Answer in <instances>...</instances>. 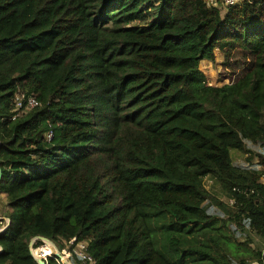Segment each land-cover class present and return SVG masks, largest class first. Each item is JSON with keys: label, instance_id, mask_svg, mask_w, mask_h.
I'll list each match as a JSON object with an SVG mask.
<instances>
[{"label": "trees", "instance_id": "obj_1", "mask_svg": "<svg viewBox=\"0 0 264 264\" xmlns=\"http://www.w3.org/2000/svg\"><path fill=\"white\" fill-rule=\"evenodd\" d=\"M215 51L219 87L200 70ZM18 90L41 106L12 120ZM248 143L264 146V0L223 16L203 0H0V264H37V237L88 242L95 264H226L215 210L264 237V155L230 153Z\"/></svg>", "mask_w": 264, "mask_h": 264}, {"label": "rangeland", "instance_id": "obj_2", "mask_svg": "<svg viewBox=\"0 0 264 264\" xmlns=\"http://www.w3.org/2000/svg\"><path fill=\"white\" fill-rule=\"evenodd\" d=\"M134 24H139V22H134L133 25ZM247 62L248 61H246L245 58L236 56L234 59L229 60L228 67L231 69H236L239 71V73H241L246 67ZM224 63V56L219 51H215L214 61H206L201 63L200 70L203 72L210 85L219 87L223 84L232 82V80H219L218 72H221L222 69L224 70V68H226L223 66ZM248 149L250 152L246 155L230 151L232 161L235 165L242 167H253L256 165L255 161H258L257 155H264V150H262V152L258 151L257 145L255 144L248 143ZM204 186L207 191H209L213 196L217 197L220 201H222V203L229 205L230 200L223 194L216 181L211 178H207L204 180ZM4 207L5 206L3 204L0 205V215L6 213ZM215 215L217 217L216 227L220 229L219 234L221 237H223L220 241V248L218 250L216 249L218 253H220V257H222L219 262H224L226 264H252L255 262L256 259L254 258V253L261 252L264 249V237H260L255 234L252 230L246 227L242 221L232 223L235 226L233 230L231 229V226L226 227L223 224V220L227 219L229 215H227L225 211L215 210ZM7 224L8 221L4 225L5 229ZM50 244L52 247L48 243V249L53 248L59 252L65 247V244L62 248H59V246L54 243L50 242ZM44 245L45 244H43V246ZM33 254L35 255L34 251Z\"/></svg>", "mask_w": 264, "mask_h": 264}, {"label": "built area", "instance_id": "obj_3", "mask_svg": "<svg viewBox=\"0 0 264 264\" xmlns=\"http://www.w3.org/2000/svg\"><path fill=\"white\" fill-rule=\"evenodd\" d=\"M207 8L217 9L223 16L227 9L242 3L244 0H203ZM41 103L33 96L18 90L15 92L12 102H11V119L21 118L31 111L39 108ZM47 139H51V133L47 135ZM5 229V226L0 228V233ZM43 243V242H42ZM44 246L47 245V243ZM43 244L36 249L44 248ZM65 247L60 252L56 249H49V254L40 258H36L33 255V248L30 251L35 260H42L46 263L48 258L56 259L58 264H72L71 259L75 257L81 261L82 264H95L93 258L88 254V242H77L75 238L71 239L69 242L64 243ZM52 247V245L49 243ZM55 253L60 254V258L55 257ZM252 264H264V249L261 251L260 258L258 261Z\"/></svg>", "mask_w": 264, "mask_h": 264}, {"label": "crops", "instance_id": "obj_4", "mask_svg": "<svg viewBox=\"0 0 264 264\" xmlns=\"http://www.w3.org/2000/svg\"><path fill=\"white\" fill-rule=\"evenodd\" d=\"M204 62H206V61H204ZM257 150L262 152V150H264V146L257 145ZM263 154H264V152H263ZM255 163H257V161H255ZM1 204H3L5 206L4 210L7 211L6 195L2 194V193H0V205ZM5 215H6V213L0 215V228L3 227L8 221V219L6 218Z\"/></svg>", "mask_w": 264, "mask_h": 264}, {"label": "water", "instance_id": "obj_5", "mask_svg": "<svg viewBox=\"0 0 264 264\" xmlns=\"http://www.w3.org/2000/svg\"><path fill=\"white\" fill-rule=\"evenodd\" d=\"M0 176H1V172H0ZM9 219H8V224H9ZM8 224H7V226H8ZM7 226H6V228H7ZM5 230V229H4ZM3 230V231H4ZM2 231V232H3ZM35 240H39V241H41V242H43V243H50V241H48L47 239H45V238H42V237H37V238H35L34 240H32L31 242H30V244H29V249H30V251L32 250V246H33V243H34V241ZM2 251V249H1V247H0V252ZM55 255V257H57V258H60V254H58V253H55L54 254ZM36 263L37 264H45V262L44 261H42V260H36Z\"/></svg>", "mask_w": 264, "mask_h": 264}, {"label": "bare ground", "instance_id": "obj_6", "mask_svg": "<svg viewBox=\"0 0 264 264\" xmlns=\"http://www.w3.org/2000/svg\"><path fill=\"white\" fill-rule=\"evenodd\" d=\"M47 245H48V243H47ZM47 245L45 246V248H47V251H46V255H45V256H47V255L49 254V249H48L49 246H47ZM33 255H34V254H33ZM34 256H35V255H34ZM35 257H36V258H40V257H38V256H35ZM42 257H43V256H42Z\"/></svg>", "mask_w": 264, "mask_h": 264}]
</instances>
